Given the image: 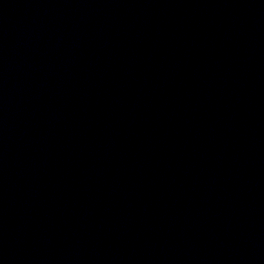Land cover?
Masks as SVG:
<instances>
[{
	"label": "water",
	"instance_id": "1",
	"mask_svg": "<svg viewBox=\"0 0 264 264\" xmlns=\"http://www.w3.org/2000/svg\"><path fill=\"white\" fill-rule=\"evenodd\" d=\"M0 264H264V0H0Z\"/></svg>",
	"mask_w": 264,
	"mask_h": 264
}]
</instances>
